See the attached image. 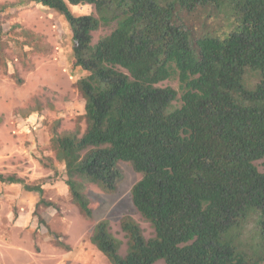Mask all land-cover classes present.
Wrapping results in <instances>:
<instances>
[{
	"label": "trees",
	"instance_id": "16d2710c",
	"mask_svg": "<svg viewBox=\"0 0 264 264\" xmlns=\"http://www.w3.org/2000/svg\"><path fill=\"white\" fill-rule=\"evenodd\" d=\"M35 1L65 19L85 73L84 130L50 140L72 202L91 218L86 184L113 192L120 162L140 175L130 197L152 236L125 215L124 254L107 220L91 244L110 264H263L264 0ZM171 79L179 90L159 86ZM0 183L43 193L12 175Z\"/></svg>",
	"mask_w": 264,
	"mask_h": 264
},
{
	"label": "rangeland",
	"instance_id": "374dc122",
	"mask_svg": "<svg viewBox=\"0 0 264 264\" xmlns=\"http://www.w3.org/2000/svg\"><path fill=\"white\" fill-rule=\"evenodd\" d=\"M70 9L75 15L93 12L91 5ZM0 28V174L43 189L40 195L21 184L0 183V264H110L90 242L98 221L107 220L123 242L121 254L123 216H131L146 238L153 234L131 202L130 190L140 175L120 162L116 189L105 192L86 184L92 217L79 212L50 144L54 131L82 132L85 126L84 100L75 85L85 73L72 65L70 28L59 13L35 0H0ZM109 31L94 32L92 42ZM159 86L179 90L177 79ZM255 164L264 172V158ZM40 198L50 205L40 204Z\"/></svg>",
	"mask_w": 264,
	"mask_h": 264
}]
</instances>
